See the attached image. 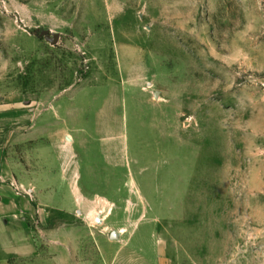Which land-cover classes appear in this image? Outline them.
<instances>
[{"label":"rangeland","instance_id":"1","mask_svg":"<svg viewBox=\"0 0 264 264\" xmlns=\"http://www.w3.org/2000/svg\"><path fill=\"white\" fill-rule=\"evenodd\" d=\"M13 171L37 263L264 264V0H0Z\"/></svg>","mask_w":264,"mask_h":264},{"label":"crops","instance_id":"2","mask_svg":"<svg viewBox=\"0 0 264 264\" xmlns=\"http://www.w3.org/2000/svg\"><path fill=\"white\" fill-rule=\"evenodd\" d=\"M35 175L41 183L43 179V183H46V179L50 178L45 171ZM16 178H21L19 172L11 174V180L6 183H0V257L6 259V264H40L33 260L36 258L40 262L41 258L32 228L33 217L38 209L32 202L35 188L29 182L25 183L22 185L23 193Z\"/></svg>","mask_w":264,"mask_h":264},{"label":"water","instance_id":"3","mask_svg":"<svg viewBox=\"0 0 264 264\" xmlns=\"http://www.w3.org/2000/svg\"><path fill=\"white\" fill-rule=\"evenodd\" d=\"M51 43H55L58 39V35L57 34H53L51 37L47 38Z\"/></svg>","mask_w":264,"mask_h":264}]
</instances>
